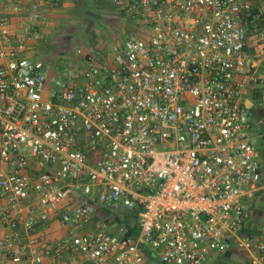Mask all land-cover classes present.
Returning a JSON list of instances; mask_svg holds the SVG:
<instances>
[{
    "label": "built area",
    "instance_id": "built-area-1",
    "mask_svg": "<svg viewBox=\"0 0 264 264\" xmlns=\"http://www.w3.org/2000/svg\"><path fill=\"white\" fill-rule=\"evenodd\" d=\"M47 2L0 0L3 257L145 264L149 250L162 264H206L236 248L264 264V223L243 235L248 204L264 192L243 97L249 77L264 105V69L249 75L256 63L246 52L252 34L264 63V9L252 13L249 0H112L125 42L78 49L83 68L60 78L21 55L43 40ZM134 209V238L95 221L100 210ZM55 217L69 236L41 244L36 233Z\"/></svg>",
    "mask_w": 264,
    "mask_h": 264
},
{
    "label": "rangeland",
    "instance_id": "rangeland-1",
    "mask_svg": "<svg viewBox=\"0 0 264 264\" xmlns=\"http://www.w3.org/2000/svg\"><path fill=\"white\" fill-rule=\"evenodd\" d=\"M95 4V0H86L85 4L78 9L72 10V6L61 10L54 8V12L57 11L51 21L48 20L50 25L46 28V31H49L46 41L43 44L40 43L34 50V55L29 58L45 62L52 74L63 78L66 72L83 68L77 55L78 49L98 46L107 52L109 46L123 44L127 38V24L119 16V11L113 9L108 3L102 8H97ZM70 14L74 16L69 17ZM92 41H95L96 45H93ZM252 57L256 59L259 56L256 54ZM254 104L250 116L254 126L251 138L255 149L260 154L259 160L264 172V141L261 137V135L264 136V123L259 124L261 119L264 121V114H260L264 111L262 110L264 105L257 101ZM255 207L257 208L253 209L252 227L249 231L252 235H257L258 228L264 223V192L258 194ZM42 238L46 239V237ZM248 262L247 255L234 248L229 256L214 254L206 264H248ZM145 264L162 263L158 258L152 257Z\"/></svg>",
    "mask_w": 264,
    "mask_h": 264
},
{
    "label": "crops",
    "instance_id": "crops-1",
    "mask_svg": "<svg viewBox=\"0 0 264 264\" xmlns=\"http://www.w3.org/2000/svg\"><path fill=\"white\" fill-rule=\"evenodd\" d=\"M249 1L253 4L254 10L259 11V10L264 9V0H249ZM110 2L113 4L112 0H110ZM69 6L73 7L72 10L74 8L76 9V7L74 5V0H65L64 2H59V3H56L55 0H48V2L46 3V5L43 8V21L40 24V26L38 27L41 35L43 36V40L35 41V42L34 41L28 42L26 44L25 50L21 53L22 56H25V57L33 56L34 55L33 53H34V50L36 49V47L40 43L43 44V42L46 41V37L48 36V33H49V31H46V28L50 25V24H48V20L51 21L52 16H54V13L57 11L56 10L54 12V8L61 10L62 8L69 7ZM114 7L118 11V9L115 5H114ZM0 14H1V12H0ZM72 16H74V15L70 14L69 17H72ZM119 16L124 20V18L120 15V13H119ZM20 21H21V18L16 17L12 23V26L10 27V32L14 37L17 34H19V32H20ZM124 22H125V20H124ZM96 47H98V46H96ZM246 52L251 57H252V55H256V54H258V56H259V54L261 52L259 42L255 38V36L252 34L249 35ZM254 61L256 63V68L252 72H250L249 75L256 76V75L262 74L263 69H264V63H260V60L258 59V57L256 59H254ZM248 78L249 77H244V82L246 84V87H245L243 97H244L245 106L250 109V112H252L254 105H255L254 102L255 101L261 102L262 98H263V95H262L263 93H262L261 89L258 88L255 84H253L252 81L250 82L248 80ZM260 111H262V110L260 109ZM260 114H264V111L260 112ZM253 128H254V126L252 124L251 133L253 132ZM261 137L264 141V136L261 135ZM259 156H260V154H259ZM256 199H257V197L255 198V200L249 202V204H248L250 213H252V214H253V209L257 208V207H255ZM247 227H249V229L247 228L248 232H246V233L250 234L249 231L251 230L250 228L252 227L251 220L249 221ZM36 235L38 236V239L41 242V244H45V245L49 246L53 243L62 241L63 238L65 239L66 237H68L69 232L66 228L61 226L59 217L58 218L55 217V218L51 219V221L47 224L45 229L39 230L38 233H36ZM42 237H46V239L44 240ZM57 240H59V241H57ZM0 264H11V263L8 259L3 257V255L0 253ZM248 264H249V262H248Z\"/></svg>",
    "mask_w": 264,
    "mask_h": 264
},
{
    "label": "trees",
    "instance_id": "trees-1",
    "mask_svg": "<svg viewBox=\"0 0 264 264\" xmlns=\"http://www.w3.org/2000/svg\"><path fill=\"white\" fill-rule=\"evenodd\" d=\"M86 0H74V5L76 9H78L81 5L83 6L85 4ZM95 5L97 8H102L105 7L106 3L111 4L112 8L114 9V5L110 2V0H95ZM87 7V5H86ZM256 10H253L252 13H256ZM94 39V38H93ZM93 45H96L95 41H92ZM137 213L138 210H122L120 212H117L115 214L106 212L102 213L100 210L99 213L97 214L95 221L98 222L102 219L106 220L109 225L113 226L114 229L113 233L117 234L120 229L124 230V236L126 238H134L137 237L139 234V229L137 225ZM246 230H244L243 235L247 234ZM230 251H228L225 255L229 256ZM153 255L149 250L146 251V261L152 259Z\"/></svg>",
    "mask_w": 264,
    "mask_h": 264
}]
</instances>
